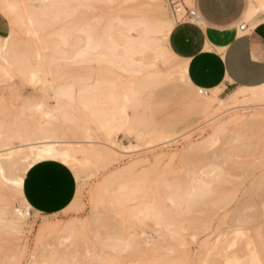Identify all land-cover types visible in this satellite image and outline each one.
Wrapping results in <instances>:
<instances>
[{
    "label": "rangeland",
    "instance_id": "obj_1",
    "mask_svg": "<svg viewBox=\"0 0 264 264\" xmlns=\"http://www.w3.org/2000/svg\"><path fill=\"white\" fill-rule=\"evenodd\" d=\"M193 1L0 0L4 174L57 142L77 183L43 216L0 176V264H264V86L188 84L166 41Z\"/></svg>",
    "mask_w": 264,
    "mask_h": 264
},
{
    "label": "crops",
    "instance_id": "obj_2",
    "mask_svg": "<svg viewBox=\"0 0 264 264\" xmlns=\"http://www.w3.org/2000/svg\"><path fill=\"white\" fill-rule=\"evenodd\" d=\"M190 9L195 19L175 22L166 41L168 51L183 64L188 84L206 92L263 87L264 11H256L250 0H194ZM2 49L0 38V56ZM9 81L0 62V87ZM76 187L67 165L43 160L25 172L21 196L33 213L52 216L70 206Z\"/></svg>",
    "mask_w": 264,
    "mask_h": 264
},
{
    "label": "bare ground",
    "instance_id": "obj_3",
    "mask_svg": "<svg viewBox=\"0 0 264 264\" xmlns=\"http://www.w3.org/2000/svg\"><path fill=\"white\" fill-rule=\"evenodd\" d=\"M44 1H47V0H44ZM46 9H47V4L45 6L42 5L40 7H34V8L25 9V10H23V13H24V15H26V18L29 20V25L32 26V21H31L32 17H33V19H35L36 17H34V16L43 15L45 13ZM30 28L32 29V27H30ZM150 47H151V45H150ZM234 102H235V99H233V97H232L230 99L229 104L230 103H234ZM46 139H47L46 137H43V138H40L38 140H46ZM46 142H48V141H46ZM17 147L18 146H16V148ZM69 150H72V149H69ZM31 155H32V159L30 158L31 160L28 162V164L23 169L24 170L23 171V175L22 176H17L16 178H12L11 179L9 177H6L5 174H4L3 167L1 166V163H0V176L2 177L3 182L5 184H11V185L15 186L20 191V193H21V188H22L23 176H24L25 172L33 164H35L37 162H40V161H43V160H59L60 162H62L64 164H69V163L70 164L71 163L73 164L74 163L73 157L69 153V151H67L66 149H63V148L59 147L57 142H52V143L48 142V143H45L44 146L38 147L35 150H33L31 152ZM74 165H76V164H74ZM46 229H48V228H46ZM61 229H63V228H61Z\"/></svg>",
    "mask_w": 264,
    "mask_h": 264
},
{
    "label": "built area",
    "instance_id": "obj_4",
    "mask_svg": "<svg viewBox=\"0 0 264 264\" xmlns=\"http://www.w3.org/2000/svg\"><path fill=\"white\" fill-rule=\"evenodd\" d=\"M170 1L173 4L175 2V0H170ZM174 14H175V16L180 15L181 16V20L186 19V18L195 19L194 11H192L190 8L182 5V3H181V7H178L177 4L174 5ZM243 28H244V26L240 27V29H243ZM197 93L199 95H207V92L203 91L201 89H198Z\"/></svg>",
    "mask_w": 264,
    "mask_h": 264
}]
</instances>
